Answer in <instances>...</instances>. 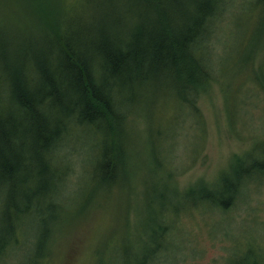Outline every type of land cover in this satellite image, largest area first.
I'll use <instances>...</instances> for the list:
<instances>
[{"label": "trees", "instance_id": "16d2710c", "mask_svg": "<svg viewBox=\"0 0 264 264\" xmlns=\"http://www.w3.org/2000/svg\"><path fill=\"white\" fill-rule=\"evenodd\" d=\"M15 2V19L0 18V264H52L80 215L96 206L113 216L116 188H127L133 175L127 145L140 113L149 121L150 149L142 202L130 222L124 213L113 217L112 226L124 225L116 235L102 233L108 221L99 227L91 264H161L180 215L226 216L245 190L264 180V133L212 183L179 192L174 180L202 149L198 96L222 84L227 63L248 66L264 34L258 13L264 0ZM242 14L246 32L235 60L220 28ZM254 15L259 21L249 36ZM23 28L40 30L36 44L22 43L25 34L12 37ZM262 64L257 86L264 83ZM183 118L201 145L179 172L167 155L174 142L167 129L180 128Z\"/></svg>", "mask_w": 264, "mask_h": 264}, {"label": "rangeland", "instance_id": "374dc122", "mask_svg": "<svg viewBox=\"0 0 264 264\" xmlns=\"http://www.w3.org/2000/svg\"><path fill=\"white\" fill-rule=\"evenodd\" d=\"M64 1L68 3L70 0ZM263 12L262 9L258 11L262 17ZM15 15V0H0V18L6 22L15 19ZM99 17V14L95 15L94 20ZM240 20L245 23L246 16H234L230 28L226 25L220 28L221 37L228 35L225 52L235 60L241 49L239 40L242 37L243 45L246 32ZM258 21V16L254 15L247 22L248 25L253 24L249 28V36H252ZM39 31L23 28L13 31L11 35L18 39L25 34L22 43L31 42L34 45ZM243 52L246 55L248 49L244 47ZM263 55L264 34L257 38L248 66L243 61L232 67V63H227L222 84L212 83L198 96L196 105L205 127L204 142L198 155L196 152L201 144L192 140L191 132L194 130L185 121L186 118L182 119L184 122L180 128L177 129L178 125L168 127L167 135L173 137L174 142L167 143L166 149L171 151L167 155L175 162L179 172L197 155L190 170L176 174L174 178L179 192L200 182L210 184L215 181L220 173L227 170L234 156L245 155L251 149L253 140L264 133V83L257 86L253 79L258 63H264ZM262 67L264 75L263 64ZM258 87H261L260 90ZM131 123L132 136L127 145L130 158L127 162L131 163L133 169L129 166V170L133 175L127 177V188H123V184L122 188H116L119 194L115 196L114 204L118 206H115L113 216L111 212L104 213L96 206L80 215L74 223L75 227L63 237L60 253L52 264H63V259L64 264H91L92 245L99 227L110 222L102 233L105 234L107 230L109 237L114 236L124 225L112 226L113 217H124V213L128 222L134 218L136 207L142 202L140 180L148 176L150 163H147L146 157L150 149L145 145L149 121L140 113L137 118L133 117ZM103 215L106 216L105 221ZM118 220L123 222V218ZM175 224L177 234L171 239V249H168L167 258L161 264H264V180L245 190L240 201L226 216L192 211L180 215ZM21 260L19 258L18 263Z\"/></svg>", "mask_w": 264, "mask_h": 264}]
</instances>
